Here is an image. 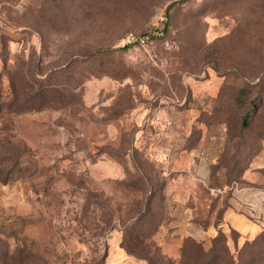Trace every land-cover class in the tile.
I'll list each match as a JSON object with an SVG mask.
<instances>
[{"label":"rangeland","instance_id":"374dc122","mask_svg":"<svg viewBox=\"0 0 264 264\" xmlns=\"http://www.w3.org/2000/svg\"><path fill=\"white\" fill-rule=\"evenodd\" d=\"M263 149L264 0H0V264H145L143 210L178 264L172 193L219 225ZM218 232L220 264H264L260 231L194 240Z\"/></svg>","mask_w":264,"mask_h":264},{"label":"crops","instance_id":"0c3cea01","mask_svg":"<svg viewBox=\"0 0 264 264\" xmlns=\"http://www.w3.org/2000/svg\"><path fill=\"white\" fill-rule=\"evenodd\" d=\"M190 156H188L187 162H189ZM251 163L253 165L249 166L243 173V178L250 186L248 187L249 189L238 187L233 189V192L228 196V205L221 212V222L217 226L218 228L228 226L241 236L256 234L264 225V181H256L251 176L253 172H264V149L255 159L251 160ZM202 174L203 171H197V175L201 179L203 178ZM262 176L264 177L263 173ZM233 187L231 186L230 188L232 189ZM178 194L172 193L171 206L168 209L169 218L161 230L171 232L172 239L179 241V246L182 240L187 237L199 240L202 232L211 236L215 230L214 224L208 223L203 226L194 218L193 211L195 207L190 206V202H193L194 199L191 192L186 190L185 192L181 191L180 195ZM210 216L211 214L209 218ZM174 221L177 222L175 224L176 227L172 225Z\"/></svg>","mask_w":264,"mask_h":264},{"label":"trees","instance_id":"16d2710c","mask_svg":"<svg viewBox=\"0 0 264 264\" xmlns=\"http://www.w3.org/2000/svg\"><path fill=\"white\" fill-rule=\"evenodd\" d=\"M242 124L245 126L246 120L242 119ZM145 213V210H143L131 222L132 225L125 231L121 246L128 253L135 256H140V258L143 259L145 264H166L167 262H162L160 256L157 255L158 250L154 247V244L151 242L150 234L145 231L146 229L141 230L136 225V222L140 221V219L145 216ZM167 221L168 217L165 219L164 222L158 225V230H160L162 226L166 224ZM214 226L215 230L216 228L219 229L217 227L218 225L214 224ZM220 235L223 236L222 233L218 232V234L212 238V247L208 250H205L202 244L195 241L194 239L190 237L184 238L180 245V256L178 264H220L222 258L218 255L215 250L217 239ZM256 238L258 241H260V243H264V225L260 232L257 234ZM224 239L226 240V237H224ZM247 241L248 240H246V242ZM240 262H242V258L240 255H238V258L236 259L231 257L230 264H239ZM248 263V260H243V264Z\"/></svg>","mask_w":264,"mask_h":264}]
</instances>
